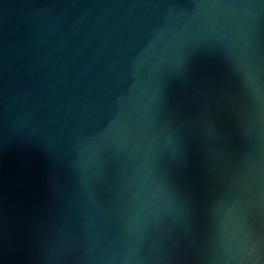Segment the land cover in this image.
Returning a JSON list of instances; mask_svg holds the SVG:
<instances>
[{"label":"water","instance_id":"95a60500","mask_svg":"<svg viewBox=\"0 0 264 264\" xmlns=\"http://www.w3.org/2000/svg\"><path fill=\"white\" fill-rule=\"evenodd\" d=\"M0 264H264V0H0Z\"/></svg>","mask_w":264,"mask_h":264}]
</instances>
